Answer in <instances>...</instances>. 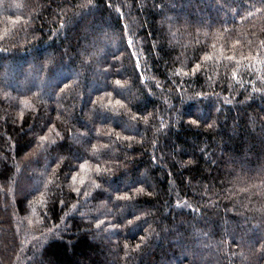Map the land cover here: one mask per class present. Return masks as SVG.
Masks as SVG:
<instances>
[{
	"label": "trees",
	"instance_id": "trees-1",
	"mask_svg": "<svg viewBox=\"0 0 264 264\" xmlns=\"http://www.w3.org/2000/svg\"><path fill=\"white\" fill-rule=\"evenodd\" d=\"M0 264H264V0H0Z\"/></svg>",
	"mask_w": 264,
	"mask_h": 264
},
{
	"label": "snow or ice",
	"instance_id": "snow-or-ice-1",
	"mask_svg": "<svg viewBox=\"0 0 264 264\" xmlns=\"http://www.w3.org/2000/svg\"><path fill=\"white\" fill-rule=\"evenodd\" d=\"M117 83H119V82H117ZM196 121H193V123H195ZM129 223L131 224L132 223V221H129Z\"/></svg>",
	"mask_w": 264,
	"mask_h": 264
}]
</instances>
